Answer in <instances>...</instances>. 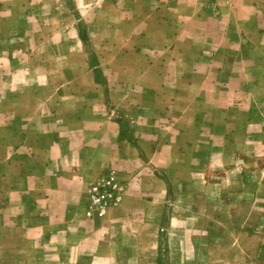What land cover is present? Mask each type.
Here are the masks:
<instances>
[{"label":"rangeland","instance_id":"rangeland-1","mask_svg":"<svg viewBox=\"0 0 264 264\" xmlns=\"http://www.w3.org/2000/svg\"><path fill=\"white\" fill-rule=\"evenodd\" d=\"M252 6L259 16L248 19ZM208 17L224 22L223 34ZM66 98L105 100L126 130L162 146L143 153L150 174L168 181L163 207L146 210L157 215L143 223L147 234L121 235L158 243L151 256L137 251L142 261L264 264V0H0V116H25L33 129L35 115L74 112ZM97 178L78 205L87 219L107 211L86 216ZM76 256L0 231V264Z\"/></svg>","mask_w":264,"mask_h":264},{"label":"crops","instance_id":"crops-1","mask_svg":"<svg viewBox=\"0 0 264 264\" xmlns=\"http://www.w3.org/2000/svg\"><path fill=\"white\" fill-rule=\"evenodd\" d=\"M210 6L200 1L202 11ZM247 10L248 19L259 16L253 6ZM207 21L210 26L222 24L223 34L224 22L212 17ZM231 32L221 36L223 44L232 42ZM218 50L223 56L231 55L229 49ZM64 102L77 108L74 112L69 108L64 115H35L37 127L33 129L29 118L1 113L0 223L4 226L0 225V231L19 232L34 249L45 244L51 250L57 242L64 244L77 252L72 264H146L137 251L149 250L151 256L158 243L154 247L153 242L125 243L121 235L130 227H139L138 231L147 234L143 223L153 222L157 215L146 210L157 212L163 207L168 181L150 174V160L143 153L144 147L156 145L158 140L144 139L153 138L152 133L126 130L121 119L107 113L105 100L98 103L86 99L83 103L82 98H66ZM162 144L168 143L163 140ZM157 146L159 153L162 146ZM110 170L121 176L126 186L123 202L87 219L78 210L84 186ZM62 233L63 241L53 240Z\"/></svg>","mask_w":264,"mask_h":264},{"label":"built area","instance_id":"built-area-1","mask_svg":"<svg viewBox=\"0 0 264 264\" xmlns=\"http://www.w3.org/2000/svg\"><path fill=\"white\" fill-rule=\"evenodd\" d=\"M124 187L118 181L114 171L99 176L89 184L86 190L88 211L92 217L96 211H105L119 206L123 199Z\"/></svg>","mask_w":264,"mask_h":264}]
</instances>
